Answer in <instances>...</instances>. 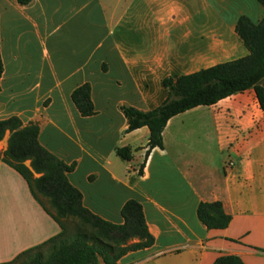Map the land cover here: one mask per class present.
Listing matches in <instances>:
<instances>
[{"label":"crops","instance_id":"crops-1","mask_svg":"<svg viewBox=\"0 0 264 264\" xmlns=\"http://www.w3.org/2000/svg\"><path fill=\"white\" fill-rule=\"evenodd\" d=\"M241 15L258 23L264 7L0 0V120L38 125L39 142L73 167L68 178L92 213L123 223L128 201L142 205L154 243L117 264H213L225 255L264 264V112L254 89L173 116L164 148L149 150V128L129 131L123 111L158 107L168 97L164 78L247 55L235 32ZM84 84L95 110L89 116L72 99ZM9 137L0 141L5 157ZM122 147L132 149L131 160L118 154ZM215 201L232 216L225 229L198 217L200 203ZM61 231L25 178L0 162V263Z\"/></svg>","mask_w":264,"mask_h":264},{"label":"trees","instance_id":"trees-1","mask_svg":"<svg viewBox=\"0 0 264 264\" xmlns=\"http://www.w3.org/2000/svg\"><path fill=\"white\" fill-rule=\"evenodd\" d=\"M27 4L30 0H18ZM264 7V0H257ZM235 32L248 50V54L216 63L195 72L163 79L168 97L158 107L143 111L123 107L128 130L143 126L150 130L148 148H164L163 131L173 116L195 108L210 106L231 95L254 89L264 112V17L254 23L247 15L238 18ZM1 73V62H0ZM72 99L80 112L94 114L91 87L84 84L77 88ZM10 132L8 146L0 162L15 168L27 181L33 196L61 225L62 231L45 242L19 253L14 259L0 264H117L129 251L150 247L154 237L149 232L142 205L128 201L122 208L123 223H113L92 213L83 204V195L68 178L72 166L49 152L39 142L37 124L23 126L18 117L0 120V141ZM125 160H131L130 147L117 150ZM30 160V167L25 164ZM34 172L40 174L35 177ZM46 198L50 207L42 200ZM198 217L209 229H225L232 216L225 212L219 201L202 202ZM67 219L78 223L73 231ZM213 264H245L234 255H225Z\"/></svg>","mask_w":264,"mask_h":264},{"label":"rangeland","instance_id":"rangeland-1","mask_svg":"<svg viewBox=\"0 0 264 264\" xmlns=\"http://www.w3.org/2000/svg\"><path fill=\"white\" fill-rule=\"evenodd\" d=\"M175 2L177 3L178 6H181V4H182V0H175ZM0 145H1V144H0ZM42 199H43V198H42ZM44 201H45V203L47 204V206L50 207V205H49V203H48V201H47L46 198H44ZM77 223H78V220H76V219H67V220H66V224H67L68 229H69L70 231H73V229H74V227L76 226Z\"/></svg>","mask_w":264,"mask_h":264},{"label":"bare ground","instance_id":"bare-ground-1","mask_svg":"<svg viewBox=\"0 0 264 264\" xmlns=\"http://www.w3.org/2000/svg\"><path fill=\"white\" fill-rule=\"evenodd\" d=\"M2 143V142H1ZM5 143V142H4Z\"/></svg>","mask_w":264,"mask_h":264}]
</instances>
